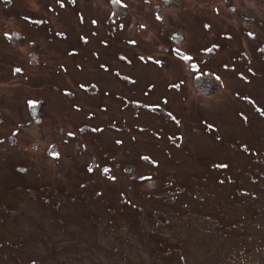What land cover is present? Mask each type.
Here are the masks:
<instances>
[{
    "label": "rangeland",
    "instance_id": "obj_1",
    "mask_svg": "<svg viewBox=\"0 0 264 264\" xmlns=\"http://www.w3.org/2000/svg\"><path fill=\"white\" fill-rule=\"evenodd\" d=\"M166 1L0 0V264H264V0Z\"/></svg>",
    "mask_w": 264,
    "mask_h": 264
},
{
    "label": "trees",
    "instance_id": "obj_2",
    "mask_svg": "<svg viewBox=\"0 0 264 264\" xmlns=\"http://www.w3.org/2000/svg\"><path fill=\"white\" fill-rule=\"evenodd\" d=\"M161 11H163L162 9H161ZM160 11V12H161ZM238 195H243L242 193L240 194V192L238 191V194H236V195H234L233 197L235 198L236 196H238Z\"/></svg>",
    "mask_w": 264,
    "mask_h": 264
},
{
    "label": "snow or ice",
    "instance_id": "obj_3",
    "mask_svg": "<svg viewBox=\"0 0 264 264\" xmlns=\"http://www.w3.org/2000/svg\"><path fill=\"white\" fill-rule=\"evenodd\" d=\"M185 59H188V57H185ZM17 71H19V69H17ZM90 170H91V169H90ZM104 171L107 172L108 169H105Z\"/></svg>",
    "mask_w": 264,
    "mask_h": 264
},
{
    "label": "flooded vegetation",
    "instance_id": "obj_4",
    "mask_svg": "<svg viewBox=\"0 0 264 264\" xmlns=\"http://www.w3.org/2000/svg\"><path fill=\"white\" fill-rule=\"evenodd\" d=\"M41 115H42V113H41ZM47 134H50V133H47Z\"/></svg>",
    "mask_w": 264,
    "mask_h": 264
}]
</instances>
